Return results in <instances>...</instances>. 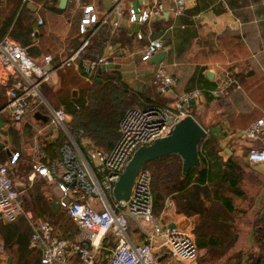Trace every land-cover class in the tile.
<instances>
[{
    "label": "crops",
    "instance_id": "0c3cea01",
    "mask_svg": "<svg viewBox=\"0 0 264 264\" xmlns=\"http://www.w3.org/2000/svg\"><path fill=\"white\" fill-rule=\"evenodd\" d=\"M160 1L167 7L173 3V0ZM183 1L181 13L163 11L137 26L127 23L123 16L116 25L110 24L109 17L100 20L98 30H94L67 65L71 66L70 71L79 74L81 62L95 52H107L114 64L99 70L97 77L95 69L94 77L99 80L100 71L107 76L116 73L124 105L168 103L182 89H200L188 107L204 128L203 137L208 139L207 153H202L204 167L211 169L216 163L223 167L225 158L230 157L241 172L238 187L242 192L234 194L224 190L222 194L229 196L232 206L223 208L220 199L212 193L215 181L204 177L199 184L205 193L198 191L196 197L206 212L201 213L196 207L187 210L184 198L176 194L177 190H171L163 194L160 206L152 214L167 225L187 217L185 225L194 233L197 253L198 247L213 249L196 264H250L248 254L255 248L254 235L264 222V204L257 210L251 208L256 192L264 183V161L247 162L246 149L249 145L264 144V122L254 138H246L242 128L254 117L262 116L264 120V0ZM80 2L92 3L99 18L111 6V0ZM79 12L80 5L74 0H65L62 6L58 0H0V35L7 30L17 41L26 43L25 46L31 43L37 46L35 59L48 52L57 62L79 44L73 45V37L81 38L75 30ZM136 28L142 30L141 37L134 35ZM149 36L162 40L165 52L158 63L174 78L173 85L164 93L157 92L149 83L155 63L138 57L139 48ZM194 40L198 46L193 45ZM64 70L56 67L49 71L39 84L40 101L44 104L30 107L20 120L9 117L0 85V161L10 151H17L15 161L8 165V173L24 209V213L13 219L0 217V264H44L39 261L40 247L27 244L26 215L53 219L56 235L73 238L78 233L74 221L70 219L74 226L67 225L62 217L65 211L58 204L53 205L57 201L52 179L37 172L28 176L32 162L57 160L59 145L65 140L81 153L92 146L102 147L87 135L68 130L71 113L65 109L69 113L67 130L60 125L46 126L49 112L46 108L61 105L56 100L57 104L53 102V92L59 83L70 87L67 97L77 93L74 80L64 76ZM216 85H221L222 91L212 96L209 89ZM37 112L46 114V119L41 120ZM25 121L29 125L23 132ZM194 175L193 172L187 185L195 181ZM127 220V235L135 241L141 234L139 223L131 216ZM198 243L213 244L200 246ZM113 244L109 237L97 243L94 264L105 262ZM160 256L167 258L165 254ZM70 258L75 260V255Z\"/></svg>",
    "mask_w": 264,
    "mask_h": 264
},
{
    "label": "built area",
    "instance_id": "2783aa9c",
    "mask_svg": "<svg viewBox=\"0 0 264 264\" xmlns=\"http://www.w3.org/2000/svg\"><path fill=\"white\" fill-rule=\"evenodd\" d=\"M74 1L80 5L77 20L80 42L57 62L48 52L33 59L25 52V46L7 30L0 35V85L5 94L4 105L12 120H20L30 107L40 102V82L50 70L72 63L76 51L94 32L91 24L98 18L92 3ZM183 7V0H173L169 7L160 0H111L109 10L99 20L109 17L110 24L116 25L123 16L127 23L140 24L163 11L179 14ZM142 33L138 28L134 30L136 37H141ZM159 48H164L160 37L149 36L139 48L138 57L144 61ZM109 59L107 52L93 53L80 64L82 76L90 80L99 63ZM45 64L49 65L48 69L44 68ZM173 82L172 74L160 63H155L149 75V83L154 89L164 93ZM222 88L216 85L209 92L216 96ZM199 90L197 87L182 89L168 103L126 105L117 119L116 138L107 148L92 146L81 153L65 140L59 145L57 160L32 162L28 176L37 172L52 179L58 206L78 228L73 238L59 236L52 232L46 218L26 215L29 225L27 243L40 247V261L45 264H94L95 246L103 237H109L114 244L103 264H196L197 245L192 229L186 225L169 226L153 216L147 167L141 165L138 168L125 199L113 198L110 189L133 149L165 134L174 121L190 113L189 98H194ZM68 119L69 113L61 105L49 106L46 126L60 125L67 130ZM263 122L262 116L248 120L242 134L246 138L257 137ZM81 132L78 127L76 133ZM16 155L17 151L12 150L5 160L0 161V217L5 220L24 213L20 195L8 173V165L15 161ZM246 160L249 163L264 161V144L249 145ZM128 216L139 223L141 234L135 241L127 235ZM161 254L167 258H161ZM70 255H75V260Z\"/></svg>",
    "mask_w": 264,
    "mask_h": 264
},
{
    "label": "trees",
    "instance_id": "16d2710c",
    "mask_svg": "<svg viewBox=\"0 0 264 264\" xmlns=\"http://www.w3.org/2000/svg\"><path fill=\"white\" fill-rule=\"evenodd\" d=\"M96 16L99 18L98 13H96ZM75 30L77 32V22L75 24ZM79 41L80 39L73 37V45H77ZM21 44L23 46L26 45V43ZM59 67L63 70L65 69L64 72H62L64 76L69 77L72 81L74 80V86L77 90L75 96L67 97L66 95H69L70 87L65 83H59V86L53 92L55 100L61 103L63 109L71 113V118L68 122V130L70 132H76L77 128L81 127V133L87 135L94 143L103 148L109 147L117 135V119L126 106L122 103L124 96L121 92V88L118 86L121 82L118 80L117 74L111 73L107 76L104 75L103 71H100L99 80L94 76H92L90 80H86L82 76L81 69L78 71L79 74L81 73L79 75L77 72L69 70V68H71L70 65L63 64L58 66V68ZM207 141L208 139L202 135L197 142L198 166H190L185 173H182L180 171V162L177 161V164L171 165V169L168 168L169 171L165 169L166 173L172 176L171 183L163 184L161 182L164 170L159 167L158 162L164 160L169 155L177 157L178 155L176 153L163 154L149 159L142 164V166L147 167L149 162H156L148 168L150 172V189L152 194V212L157 210L160 206L163 194L171 190H177L176 194L184 198L187 204V210L196 207L201 213L204 211L206 212V207L204 208L202 201L196 197L198 191L205 193V188H202L203 186L199 184L204 177L211 178L215 181L213 183L214 187L212 193L215 197L220 199L223 208H231L232 205L229 196L222 193L225 190L234 194H241L242 191L238 187L241 172H239V168L235 166L230 157L225 158L223 167L216 163L214 168H205L202 153L206 151L205 146ZM205 153H207V151ZM193 172L195 173V181L187 185ZM151 182L153 183V187L151 186ZM160 182L163 187L160 185ZM194 197L197 198L196 201ZM62 217L65 222H67V225L74 226L71 222L72 219L66 213ZM43 218H46L50 222L53 232L54 220L47 216ZM254 236L256 243L255 248L248 254L249 263L264 264V222L261 227L258 228ZM198 244L203 246L213 243Z\"/></svg>",
    "mask_w": 264,
    "mask_h": 264
},
{
    "label": "water",
    "instance_id": "95a60500",
    "mask_svg": "<svg viewBox=\"0 0 264 264\" xmlns=\"http://www.w3.org/2000/svg\"><path fill=\"white\" fill-rule=\"evenodd\" d=\"M65 0H58V5L62 6ZM101 24L100 20L94 21L91 26L98 30ZM135 24L136 22H131ZM135 26V27H136ZM194 46H198L196 41H193ZM25 52L35 59L34 52H38L39 49L33 43L28 44L24 47ZM193 49V46L190 47ZM164 48H159L154 51L148 61L158 63L164 55ZM111 61L99 63L96 67L95 76H98L99 70L104 69L106 66H111ZM45 69L49 68L48 64L44 65ZM209 72V71H208ZM189 102H192V98H189ZM37 116L41 120L46 119V114L37 112ZM29 123L25 121L22 125L23 132L26 131ZM204 134V128L202 125L193 117L191 113H185L179 117L174 123L168 128L165 134L153 138L150 142L145 144L137 145L130 156L123 165L122 170L118 173L117 178L113 181L110 192L113 198L125 199L128 196L130 186L134 177V174L138 168L147 160L157 156H161L167 153H176L180 158V171L185 173L190 166H197L199 164V158L197 154V142L200 137ZM264 204V183L260 186L256 192L251 208L254 210L259 209ZM54 207L57 203H53ZM188 222L187 217L182 216L175 222H169V226H184Z\"/></svg>",
    "mask_w": 264,
    "mask_h": 264
},
{
    "label": "rangeland",
    "instance_id": "374dc122",
    "mask_svg": "<svg viewBox=\"0 0 264 264\" xmlns=\"http://www.w3.org/2000/svg\"><path fill=\"white\" fill-rule=\"evenodd\" d=\"M40 87V86H39ZM55 104H57V102L55 101V99H54V101H53ZM38 103H40V105H43L44 103L43 102H38ZM56 106V105H55ZM45 109V108H44ZM46 110L47 111H49V108L47 107L46 108ZM53 126H55V125H51L50 127H53ZM48 127H49V125H48ZM177 161L178 162H180V158H179V156H174V155H169V156H167V158H165L164 160H161V161H159L158 163H159V167H161V169H163L164 171H163V176H162V183L163 184H167V183H171V181H172V176L169 174V173H166V171H165V169L166 170H168V168H170L171 169V165H173V164H177ZM156 162H149V164H147V168H149V166H151L152 164H155ZM169 171V170H168ZM160 182V185L162 186V183ZM151 186L153 187V183L151 182ZM160 186V187H161ZM163 187V186H162ZM108 198H109V196H108ZM142 222L145 224V226H147V224L145 223V221H143L142 220ZM210 254V253H212L213 252V249L212 248H206L205 247V249L204 248H199L198 247V253H197V256H196V261L198 262V261H203L204 259H205V257L207 256V254L208 253ZM201 253H203V255H201L200 256V254Z\"/></svg>",
    "mask_w": 264,
    "mask_h": 264
}]
</instances>
